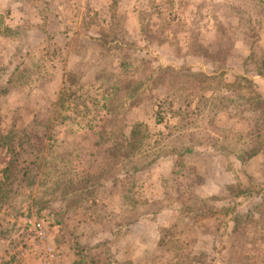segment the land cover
<instances>
[{"label": "rangeland", "instance_id": "obj_1", "mask_svg": "<svg viewBox=\"0 0 264 264\" xmlns=\"http://www.w3.org/2000/svg\"><path fill=\"white\" fill-rule=\"evenodd\" d=\"M12 136L0 264H264V0H0Z\"/></svg>", "mask_w": 264, "mask_h": 264}, {"label": "trees", "instance_id": "obj_2", "mask_svg": "<svg viewBox=\"0 0 264 264\" xmlns=\"http://www.w3.org/2000/svg\"><path fill=\"white\" fill-rule=\"evenodd\" d=\"M159 73L162 76L161 82H163V83H166V82H173L174 83L175 80L181 82L183 79L188 80L189 83H191V81L196 79V78H201L202 83H205V82L213 81L215 79L214 76H205L203 74H200L198 76L194 75V74H189V73L182 74V73H180V71H176V70L171 69V68L160 69ZM219 84L223 85V87H225V88H228V90H226V91L229 92L231 90L234 91L236 88L241 87V84H248L247 86L250 87L251 82L248 79H246L245 77L238 76V77H236V81L233 84H222V83H219ZM234 86H236V87L234 89H231ZM201 87H203V86H201ZM105 101H107V100H105ZM199 101H200V104H199ZM201 101L202 102L206 101V103L213 102V97H209L207 100V98H205V96L200 94V96L198 98V104H196V107L194 110L196 113L199 110V108H200V111L202 110L200 107ZM202 105L205 108L204 103ZM193 114H194V112H193ZM159 122H161L160 118H156V123H159ZM149 135L150 134H149L148 129H147L145 124L137 123V124L133 125L129 136L125 139V142H126V147H125L126 148V158L133 156L138 151H140L142 149V146L145 145V141L148 138H150ZM14 137L15 136H12L10 139H8L11 142L10 146L8 143H7V145L3 144L4 147H6L7 152L10 153V159H9V162L7 163L6 168L3 171L4 176L2 178V181L0 182V190L7 188V186L11 183V179L13 178L15 168L18 167L19 164H21L22 160L24 161L26 159V155H27L26 148L23 146V144H18L17 146H14V144H13V142H15ZM116 149H118V148H116ZM257 152L258 151L250 152V154H248L245 159H250V158L256 156ZM190 153H192V150L189 148H185L184 150H182L180 155L190 154ZM241 159H243V158H241ZM241 161H243V160H241ZM29 174H30V172H26L24 175L27 176ZM24 175H22V176H24ZM34 178H36V175ZM0 194L2 195L0 197H4L2 193H0Z\"/></svg>", "mask_w": 264, "mask_h": 264}, {"label": "built area", "instance_id": "obj_3", "mask_svg": "<svg viewBox=\"0 0 264 264\" xmlns=\"http://www.w3.org/2000/svg\"><path fill=\"white\" fill-rule=\"evenodd\" d=\"M41 224H33V228L35 229V234L36 236L42 238L43 237V231L41 229Z\"/></svg>", "mask_w": 264, "mask_h": 264}]
</instances>
